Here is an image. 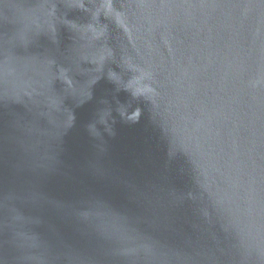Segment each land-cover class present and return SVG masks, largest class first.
<instances>
[{
    "label": "water",
    "instance_id": "95a60500",
    "mask_svg": "<svg viewBox=\"0 0 264 264\" xmlns=\"http://www.w3.org/2000/svg\"><path fill=\"white\" fill-rule=\"evenodd\" d=\"M0 264H264V0H0Z\"/></svg>",
    "mask_w": 264,
    "mask_h": 264
}]
</instances>
